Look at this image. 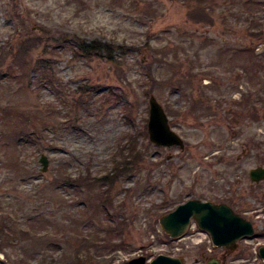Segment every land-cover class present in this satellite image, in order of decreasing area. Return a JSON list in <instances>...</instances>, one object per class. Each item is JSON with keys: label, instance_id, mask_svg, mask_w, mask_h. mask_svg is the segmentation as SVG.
I'll return each mask as SVG.
<instances>
[{"label": "rangeland", "instance_id": "1", "mask_svg": "<svg viewBox=\"0 0 264 264\" xmlns=\"http://www.w3.org/2000/svg\"><path fill=\"white\" fill-rule=\"evenodd\" d=\"M197 8L205 10L203 20L188 16ZM35 36L42 41L30 55L54 62L55 85L35 72L20 79L15 65L5 77L19 43ZM77 38L113 42L122 50L113 61L75 57L67 43L53 41ZM1 56L0 219L20 228L34 210L42 216L29 223L50 231L21 236L0 252V264H81L71 251L79 238L96 242L93 264H130L141 250L156 254L163 247L156 243L159 217L190 198L226 202L253 223V237L240 240L241 251L227 264L262 262L264 179L252 183L248 172L264 166V0H0ZM151 94L184 140L183 149L148 140ZM5 106L32 112L35 121L34 136L15 148L5 129L18 120L15 111L3 119ZM127 134L136 135L142 158L111 186L110 221L99 224L97 215L90 222L80 213L82 205L72 200L81 202L86 191L78 198L74 189L61 187L60 197L43 198L49 184L57 191V169L72 175L110 169ZM117 240L123 247L113 250ZM183 242L220 253L201 234Z\"/></svg>", "mask_w": 264, "mask_h": 264}, {"label": "trees", "instance_id": "2", "mask_svg": "<svg viewBox=\"0 0 264 264\" xmlns=\"http://www.w3.org/2000/svg\"><path fill=\"white\" fill-rule=\"evenodd\" d=\"M205 10L201 8H197L196 10H190L188 11L189 18H196L198 20L204 19L205 17ZM41 38L39 36H35L32 38H26L23 39L18 46L17 54H13V59L11 66L8 67L10 70L8 71L9 74H6V78L9 77L14 67L17 66L20 72V79L22 77H28L30 72H35L39 74L41 77L45 78L49 85H55L56 82H58V76L55 71L54 62L46 57H38L33 59L31 57V49L34 47H38L39 43H41ZM55 46L63 45L65 47L69 45L71 49L73 50V56L75 57H83V58H92V57H98L103 58L107 61H113L115 51L119 52L122 50L121 46L115 45L113 42L104 41L101 39H94L90 42L80 40L77 38L76 40H68L65 41L57 39L53 40ZM47 42V41H46ZM53 45L45 44L46 47H52ZM56 48V47H55ZM15 56V57H14ZM1 59L3 56L0 57ZM0 59V60H1ZM250 56L245 57V65L244 69L247 71V63H249ZM17 63V64H16ZM148 75L151 74L150 71L147 73ZM2 77H0L1 79ZM5 78V79H6ZM151 79L154 77L151 75ZM179 85V83H178ZM79 89H82L79 88ZM15 111V117L17 118L18 122L13 123L11 125L10 130L5 129V131H10V136L12 139H10V146L12 148H15L16 145H18L21 141H28V139H31L32 136H34V133L32 131L33 127H35V121L32 118V112H22L18 111V108L14 109L9 106H5L3 108V119L7 120V116L11 114V112ZM132 112V106L129 105L126 108L127 115H131ZM44 122H42L43 124ZM37 127V126H36ZM43 128V127H42ZM1 140H5L7 144L6 137L1 138ZM140 158H142V150L140 146H138L136 142V135L134 134H127L126 135V143L121 145L119 152L112 158V166L110 169L106 170L103 174H95L93 173L90 168H85L82 172L77 173L76 175H72L71 173H67L64 170L57 169L58 171V177L55 178L52 183L54 184V187L57 188L56 193L51 192L50 184L49 186L44 187V190H46L45 194L43 195V198L45 200H52L53 197H60L58 194V190L61 187H66L70 189H74L76 194L80 198V194L82 196L83 191L87 192V195L84 200H79L81 202H78L76 199V196L72 201H76L77 203H80L82 206H79L80 204L73 205V207L79 206L80 213L84 216H86V220L90 222H94L95 216L99 215L97 218L98 223L102 224L103 219L107 217V220H111V214L110 209L107 206V200H108V193L111 189V186L117 180L123 175L126 174H132L135 171L134 165L135 162L138 161ZM135 161V162H134ZM2 164L5 165V159L2 161ZM141 181H138V183ZM93 192V196H91L90 192ZM43 193V192H42ZM41 193V194H42ZM50 193V195H49ZM83 199V198H82ZM83 201L87 205L83 204ZM112 205V203H110ZM109 205V204H108ZM90 210L91 213H90ZM34 210H29L27 212V218L24 220L26 223L24 226L20 228H16L12 222H7L5 219H0V252L1 251H8V248L12 244H16L20 239V237H33L38 236L39 234L43 235L50 231L47 227L44 231H38L31 223H29L31 220L33 222H36L39 219L42 214L41 213H35ZM31 213H35L31 214ZM32 218V219H31ZM35 220V221H34ZM115 220V219H114ZM85 221V220H84ZM107 221V222H109ZM22 223V222H21ZM28 223V224H27ZM111 227H114L113 224H110ZM40 235V236H41ZM83 237V236H82ZM106 240H108V237H105ZM120 239V238H119ZM110 241V239L108 240ZM111 242V241H110ZM51 243V241H50ZM96 242L92 241V239H83L79 238V240H76L75 244H73L71 247V251L73 255L75 256L76 260L80 261L81 264H93V256L91 253L92 247L98 248ZM114 249L117 250L119 248L123 247V244L121 240H117V242H112V246ZM47 254V249H44V252ZM8 255V253H7ZM41 260H44L41 258ZM104 259H97L96 262H103ZM40 264H44L42 261Z\"/></svg>", "mask_w": 264, "mask_h": 264}, {"label": "water", "instance_id": "3", "mask_svg": "<svg viewBox=\"0 0 264 264\" xmlns=\"http://www.w3.org/2000/svg\"><path fill=\"white\" fill-rule=\"evenodd\" d=\"M148 105V140L156 146L167 148L179 146L183 149L184 140L172 129L163 106L152 94L148 98ZM39 162L42 166L41 171H46L48 167L47 156L42 154ZM249 175L253 182H260L264 179V166L251 168ZM191 219L210 234L214 246L225 247L229 249V253L237 248L240 239L254 235L252 223L237 214L229 205L199 198H191L178 204L169 212L161 215L158 223L170 237H177L188 228ZM259 256L262 258V264H264V245L259 247ZM143 261L136 259L132 260V263L143 264ZM150 264H180V262L172 257L159 254ZM211 264L219 263L213 261Z\"/></svg>", "mask_w": 264, "mask_h": 264}, {"label": "flooded vegetation", "instance_id": "4", "mask_svg": "<svg viewBox=\"0 0 264 264\" xmlns=\"http://www.w3.org/2000/svg\"><path fill=\"white\" fill-rule=\"evenodd\" d=\"M248 175H249V172H248ZM249 178H250V175H249ZM250 181L252 183H255L251 180V178H250ZM219 203H225V204L229 205L228 203L223 202V201H221ZM229 206L237 214H239L241 217L247 219L240 212L236 211L231 205H229ZM247 220H249V219H247ZM249 221L251 222V220H249ZM196 234H198V232L195 230L194 231L187 230L182 236L177 237V238H172L167 233H165L164 231H161L159 239H157L158 241L156 240V243L162 244L163 247L160 248L158 250V252H156V254H151V253L147 252V250L146 251L141 250V253L135 254V256H133L127 262H129L130 264H135V263H132V260L142 259V260H144L143 264H150V262L158 254H162V255L176 259L178 262H180V264H207V263L211 264L213 261L215 263L217 262L219 264H227L228 259L230 262H232V260L234 259V256H235L233 254H235V252L237 255L238 251L239 250L241 251L240 242H239V245L237 246V248L231 253H229V249H227L225 247H219L218 250H220V253H218V254H212V249L207 248L205 246H200L201 243H198L195 245H186V243L183 242V240H185V239H192V237L196 236ZM245 240L246 239H242L241 242L245 241ZM189 246H190V248H188ZM194 248H195V250H194ZM258 260H259V258H258ZM260 264H262V262Z\"/></svg>", "mask_w": 264, "mask_h": 264}]
</instances>
